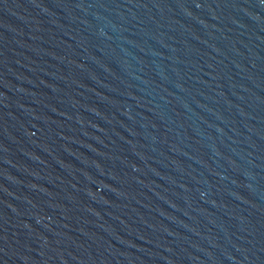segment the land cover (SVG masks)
<instances>
[{"label":"water","instance_id":"obj_1","mask_svg":"<svg viewBox=\"0 0 264 264\" xmlns=\"http://www.w3.org/2000/svg\"><path fill=\"white\" fill-rule=\"evenodd\" d=\"M0 264H264V0H0Z\"/></svg>","mask_w":264,"mask_h":264}]
</instances>
